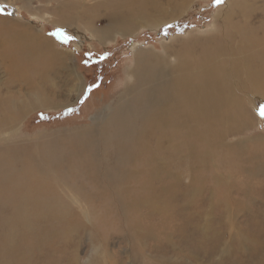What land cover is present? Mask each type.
Here are the masks:
<instances>
[{
  "label": "rangeland",
  "instance_id": "obj_1",
  "mask_svg": "<svg viewBox=\"0 0 264 264\" xmlns=\"http://www.w3.org/2000/svg\"><path fill=\"white\" fill-rule=\"evenodd\" d=\"M115 1L0 0V50L5 48L22 50L21 47L28 45L30 35H37L47 40L48 46H51L53 51H59L65 56V64L76 78L73 87L68 85L71 82L67 81L69 78L65 74H61L53 81L61 88L60 93L68 90L67 96H69L63 100L58 99L61 101H57L59 105L56 109L36 108L19 119H15V114L6 115L11 121L8 123L4 119V126H0V184L3 183L2 180L6 175L11 174L14 179L20 178L21 172L12 162L13 158L28 157L29 160L40 151V144H49L52 147L64 145L72 150H80V140L72 136L76 131L89 127L94 117L100 118L109 113V107L110 113L114 111L112 114L114 118L111 117V120L120 121L121 117L116 106L117 103L119 106L125 91L133 84V78L129 74L135 68L137 63L135 56L138 55L139 50L151 49L156 54L166 56V48L177 49L185 38L193 40L188 43L190 46H202L205 45L206 39L217 38L221 46H226L227 43H231L232 46H244L240 41L246 40L253 41V46L264 48V0H223L219 5L215 4L214 0H191L180 15L157 28L149 29L141 25L131 33L120 35L114 32L108 41H99L93 37L92 30L105 29L111 17L117 18L118 12L114 11V8L109 12L105 5L107 2L113 4ZM96 4H98L97 10L93 9ZM229 4L231 7L228 6ZM171 8L169 6L166 9ZM243 8L247 11L248 19L245 18L246 15L238 16ZM229 11L232 13L230 20L238 26L236 29L228 28L225 22L231 23L226 19ZM108 12L110 15L107 14ZM67 18L72 19L70 25L74 28L62 27ZM74 23L76 25L73 26ZM226 31L229 35L232 34L233 38L225 37ZM60 32L65 35H59ZM16 43L24 46H17ZM5 59L1 58L2 61ZM87 59L93 61L94 70L91 72L84 64ZM169 61L173 62L170 59ZM4 69L5 64L1 63L0 82L3 84L7 78ZM104 69L107 70L105 76L95 75L92 79L88 78L90 74ZM59 80L62 83H59ZM91 86H95L96 89L91 90ZM11 91L7 92L11 93ZM253 94L254 98L248 96L242 100L253 116L252 126L249 124L250 127L241 133L243 135L230 137L225 143L240 146L241 150L231 152L233 154L243 153L245 157L253 160L256 158L263 160L261 154L256 155L253 152L257 144L251 148L252 142L247 141L252 137L264 138V116L260 115L264 101L257 98L261 93L254 91ZM244 95H247V92ZM49 98L53 99L54 95L51 94ZM66 104L68 105L65 106ZM245 140L246 144H239V141ZM236 141L238 144L235 143ZM16 148L17 152L19 151L18 155L12 153ZM151 148L155 150L154 146ZM127 150L132 160L140 157L138 160L140 161L144 154L141 148L132 144ZM164 154L165 152L156 150L157 158L172 166V159L165 158ZM233 159L234 156L229 163L235 166L234 168L238 166V169L232 168L229 171L228 167L223 166L224 168L214 169V172L219 173L217 182H222L224 188L219 197L228 198L230 202L231 198L243 197L244 195L239 194L247 191V195L256 201L255 204L245 206L247 209L251 207V215L239 213L234 218L237 233L248 238L243 241L244 250L239 245L240 238L234 233L236 230H231L233 233L230 236L221 239L220 234L228 229L222 219L224 215L222 205L219 203L210 206L212 199L206 191L196 196L199 199L198 204L201 203L200 199H204L200 205L201 214L193 210L197 205H188L184 197L182 203L179 202L183 196L182 188L185 191L190 185L187 174L181 178L177 188L179 193L175 196L169 189L161 190L154 196L140 187L138 179H130L142 170L140 166H123V170L116 171L120 174H115L114 168L106 172L102 170V166L105 165V157H103L95 163H86L84 169L64 174L66 181L74 183L71 184L74 189H77L75 185L81 188L76 193L81 196H76L80 200L75 203L53 208L54 213L60 215L63 222L55 224V229H51V226L41 219L34 220L27 226H22L19 219L17 221L19 224L16 225L13 218L11 225L0 224V234L3 236L0 235V264H104L102 257L95 256V251L103 258L110 257L113 260L112 264H145V258L151 255L155 262L147 261L146 264H157L156 262L161 258L170 260V264L174 261L175 264H258L259 262L264 264L262 257L264 256V167L262 172L257 171V167L262 166L259 164L255 169L254 161H233ZM182 161L184 160L177 161V168L183 170L186 166L185 163L179 164ZM214 163L220 165L219 162ZM177 168L176 171H180ZM131 170L136 173L128 177ZM182 170L179 173L184 172ZM249 170L252 172L250 173ZM211 172L212 170L208 180L210 177H215ZM30 176H33V181H41V178L31 171ZM51 177L52 175H49L48 179ZM193 178L194 176L191 180ZM126 180L130 184V191L118 192L115 185ZM216 185L210 180L206 182V186L211 190L217 188ZM229 188L232 190L231 194H225ZM19 197L18 202H20ZM4 199L0 206V219L12 215L15 217L14 209L10 207L12 202L7 195L1 194L0 201ZM214 199L215 202L217 195ZM259 204L260 206H257ZM194 213H198L199 216L195 217ZM186 221L189 223L190 231L184 226ZM204 222L211 223L209 235L206 237L201 228L203 224L205 225ZM7 236L9 240H6ZM167 237L171 240L170 247L165 242ZM225 248H231L230 252H233L228 254V258H225L226 255L222 252L226 250Z\"/></svg>",
  "mask_w": 264,
  "mask_h": 264
},
{
  "label": "bare ground",
  "instance_id": "obj_2",
  "mask_svg": "<svg viewBox=\"0 0 264 264\" xmlns=\"http://www.w3.org/2000/svg\"><path fill=\"white\" fill-rule=\"evenodd\" d=\"M188 1L191 0H116L113 4L107 2L105 4L107 10L112 12L114 8V11L118 12L117 18L111 17L105 29L92 30V35L99 41H108L114 32L125 35L141 25L149 29L157 28L180 15ZM236 1L234 3H237ZM97 6L98 4L93 9ZM169 6L172 7L171 11L166 9ZM228 6L231 7L230 4ZM115 7L119 9H115ZM109 12L107 14L110 15ZM246 13L247 11L243 8L238 16L246 15ZM231 14L230 11L226 14V19L231 23L225 22L228 28L236 29L238 26L230 20ZM245 18L248 19L249 16L246 15ZM66 20L62 27L70 29L72 19L68 20L67 18ZM74 25L76 24L74 23ZM223 32H225L224 29ZM226 34L225 37L233 38L229 32ZM30 36L28 45L21 47L22 50L6 48L0 50V64H5L4 73L7 76L4 84L0 82V126H4V119L10 123L11 119L6 115L14 116L15 114V119H19L25 113L33 109L36 110V108L56 109L59 105L58 102L69 98L68 90H64L65 93H60L61 88L53 82L61 74H65L69 78L67 81L71 83L68 85L70 84L72 87L75 85L76 78L65 64V56L61 55L59 51H53V48L48 46L47 40L37 35ZM191 40L185 38L184 42L179 43L177 49L166 48V56L169 58L156 54L151 49L139 50L138 55L135 56L137 62L135 68L129 74L133 78V84L125 91L119 106L118 103L116 106L121 120L118 122L111 120L114 111L110 113V107L108 108L109 113L101 116L102 118L94 117L89 127L76 131V134L74 133L75 135L72 136L80 140V150H72L64 145L52 147L49 144H40V151L29 160H27L28 157L24 159L14 157L12 162L19 167L21 177L14 179L13 175H6L2 180L3 183L0 184V195L8 196L12 202L10 207L14 209V213H12L15 217H12L13 215L9 218L2 217L0 224L11 225L13 218L16 225L19 224L17 222L19 219L22 226H27L32 221L41 219L43 222L46 221L51 229H55V224L63 222L61 216L54 213L53 208L58 205L75 203L80 200L76 196H81L76 194L81 188L75 185L77 189H74L72 186L74 183L66 181L64 174L84 169L86 163H95L98 159L105 157V165L102 166V170L106 172L114 168L115 174H120L116 172L118 169L123 170L126 166H140L142 168L140 172L135 174L136 171L131 170L128 177L135 174L130 179H138L140 187L154 196L160 193L159 191L167 189L175 196L179 193L177 188H179L178 184H180L181 178L187 174L190 185L185 190L187 192L182 188L181 195L183 196L180 197L179 202L182 203L184 197L188 205H197V208L194 207L193 210L201 214L200 205L204 199H200L201 203L198 204L199 199L196 196L206 191L209 198L212 199L209 203L210 206L219 203L222 205L224 213L222 219L228 229L220 234L221 239L224 240L228 235L230 236L233 233L231 230H236L234 233H237V227H234V218L239 213L249 216L251 207L247 209L245 206L246 204H255V200L247 195V191H242L239 194L244 195L243 197L231 198L230 202L232 203L228 201V198L219 197L224 188L222 182H217L219 173H215L214 169L228 167L230 171L235 167L229 163L234 156L233 161H254V168L256 169L260 164L262 167L258 166L257 171H263L264 138L247 139L253 144L251 148L257 144L253 152L256 155L261 154L263 160L257 158L253 160V158L245 157L243 153H240L241 155L233 154L231 152L241 150L240 146L228 145L225 142L230 137L239 136L254 121L253 116L243 104V98L248 96L254 98L253 92L255 91L261 93L257 98L264 101V48H261L263 46H253V41L246 40L240 41L244 43V46H232L231 43L221 46L217 38L206 39L205 45L202 46H190L188 43L193 41ZM16 45L24 46L20 43H16ZM1 58L6 59L2 61ZM59 83L62 81L59 80ZM4 90L6 92H3ZM7 91H11V93ZM246 92L247 95H244ZM51 94L54 95L53 99L49 98ZM247 141H239V144H246ZM235 143L238 144V141ZM131 144L144 151L140 161H138L140 157L132 160L129 155L127 148ZM151 146H154L155 150ZM156 150L165 152L164 157L172 159L173 165L170 166L168 162L160 161L157 158ZM18 152L17 148L12 151L15 155H18ZM179 160H184L179 162V164L185 163L186 167L183 166V170L177 168ZM214 162H219L220 165ZM236 167L234 169H238V166ZM176 168L184 172L179 173L180 171H176ZM211 170L215 177H210L209 180L213 184H217V188L212 186L214 190L206 186ZM30 171L40 177L41 181H33ZM191 174L194 176L192 180ZM49 175L52 177L48 179ZM56 184H58L57 187ZM129 185L126 180L115 185V188L118 192H128L130 191ZM232 186L235 188L234 185ZM231 192L232 190L229 188L225 194L230 195ZM216 195L217 199L214 202ZM18 197L20 202L17 201ZM4 201L5 199L0 201V206ZM214 211L216 212V210ZM198 213H194V216L198 217ZM204 223L205 225L203 224L201 228L206 237L209 235L211 223ZM188 225L189 223L186 221L184 226L187 231H190ZM236 236L240 238L239 245L243 247V241L248 239L247 236H241L240 233H237ZM7 239L9 240L8 236ZM165 242L170 247L171 240L168 237ZM224 244L226 243L224 242ZM225 249L222 252L226 255L224 257L228 258V254H233V252H230L231 248ZM242 249L244 250V247ZM95 256L102 257L104 264L113 262L110 257L104 256L103 258L97 251H95ZM262 257L264 258V256ZM147 261L154 263L153 255L145 258V264ZM156 263L170 264L171 261L161 258ZM172 263L175 264V261ZM258 264H262V262Z\"/></svg>",
  "mask_w": 264,
  "mask_h": 264
},
{
  "label": "trees",
  "instance_id": "obj_3",
  "mask_svg": "<svg viewBox=\"0 0 264 264\" xmlns=\"http://www.w3.org/2000/svg\"><path fill=\"white\" fill-rule=\"evenodd\" d=\"M85 67L88 69V70H90V72H91V70L93 71L94 69H93V61L92 60H90V59H87V60H85ZM96 64H99V63H96ZM106 73H107V70L106 69H104V70H101L100 72H95V74H90V76H88V78L89 79H92L93 77H95V75L97 76V75H101V76H105L106 75ZM93 89H96L95 88V86H91V90H93Z\"/></svg>",
  "mask_w": 264,
  "mask_h": 264
},
{
  "label": "snow or ice",
  "instance_id": "obj_4",
  "mask_svg": "<svg viewBox=\"0 0 264 264\" xmlns=\"http://www.w3.org/2000/svg\"><path fill=\"white\" fill-rule=\"evenodd\" d=\"M215 4L219 5L223 2V0H214ZM59 35H65L63 32H60ZM66 39H71L70 37H66ZM260 115L264 116V107H261L260 109Z\"/></svg>",
  "mask_w": 264,
  "mask_h": 264
}]
</instances>
